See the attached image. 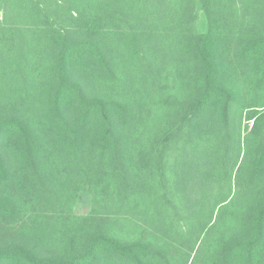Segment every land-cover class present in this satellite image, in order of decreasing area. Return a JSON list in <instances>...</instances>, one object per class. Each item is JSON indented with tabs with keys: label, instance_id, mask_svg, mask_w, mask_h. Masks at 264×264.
I'll use <instances>...</instances> for the list:
<instances>
[{
	"label": "trees",
	"instance_id": "obj_1",
	"mask_svg": "<svg viewBox=\"0 0 264 264\" xmlns=\"http://www.w3.org/2000/svg\"><path fill=\"white\" fill-rule=\"evenodd\" d=\"M53 1L0 0V264H264V0ZM82 181L165 240L26 215Z\"/></svg>",
	"mask_w": 264,
	"mask_h": 264
},
{
	"label": "rangeland",
	"instance_id": "obj_2",
	"mask_svg": "<svg viewBox=\"0 0 264 264\" xmlns=\"http://www.w3.org/2000/svg\"><path fill=\"white\" fill-rule=\"evenodd\" d=\"M43 1L44 0H40L41 5H43ZM151 1L152 0H149V2ZM59 2H62V1L59 0ZM50 4H52V1L50 2ZM152 4H153L152 6L153 8L152 7L151 8L155 10L153 11L155 12L156 18L162 19L164 20V22L170 19L169 13L171 12L173 6L176 5L174 0H153ZM193 10H194L195 21H196L197 27L199 30H203L206 26V18L203 14V11L199 8V4L197 3V1L194 5ZM5 11L6 10L3 8V4H1L0 5V21H3V19L5 18ZM56 13L58 16L62 15L61 16L62 19H66V17L64 16L65 13L63 12H56ZM61 18L59 16V20H61ZM233 18H236V17L233 15ZM157 28L160 29L161 27H157ZM16 45L21 50H23L24 44H22L21 40H18ZM235 46H236L235 42L233 41L231 43V51L235 50L234 49ZM231 59H233L234 61L233 56ZM122 64L129 66V67L132 66L130 63H128V61H126L125 63L121 61L119 65L123 66ZM123 68H126V67L124 66ZM243 72L244 70L241 73ZM140 74H142V71L140 72ZM246 75H247V71L244 74V77L242 78V80H244ZM22 79L24 80V76H22ZM124 93L125 91L124 92L122 91L123 97L126 98L127 92L126 94ZM146 93H150L151 96H153L155 95L156 92L146 91ZM136 94L139 95V92H137ZM36 97H37V94L35 93H31L27 97L23 95L22 96L24 100L23 104H27L28 101L31 102V100L36 99ZM14 107L17 108L18 106L14 104ZM132 107L136 109L137 103L133 102ZM55 161H56V158H55ZM54 167L56 170V164L54 165ZM103 191H108V193H110V190H103ZM20 193L21 191H19V195ZM102 193L103 192H101L100 190H95L92 185L86 183L85 181L77 182L72 189V195L69 201L62 203V205L59 207H56V197L53 196L52 198L43 200L40 194L38 195V193H34L33 200L35 203L28 204L30 209L27 210L28 212L26 215L35 216V214H41V218H43L46 221L50 220V223H53L54 225H56V228L58 226L65 228V226H61L62 220L60 216H63V214L65 216L66 215L68 216L67 218H65V221L67 222L68 225H71L73 221L75 220L80 221L81 222L80 224H82L84 222H87L90 217L98 216L102 219H106V220L108 219V221H106V224L108 223L109 225H113L114 227L116 226L118 230L122 228L123 230H130L131 228L133 229L139 228L140 231L146 233L144 234L141 232L144 236L152 239L153 241L159 242L161 240H165L164 239L165 236L162 235L161 232L159 234L156 233L155 235H153L154 231L156 230L155 227L148 228V222L146 221H149L151 223H154V221L149 215H145L143 213L145 211H142L140 208H134L133 205L128 206L127 208L123 207L122 202L114 195V190H111V193L113 194L112 196H114V198L111 196L110 199L106 197H105L106 199H103L105 195L102 196L101 195ZM119 195H122V192H120ZM27 196H21V197L23 199H26ZM186 205L188 208L191 204L186 203ZM192 210L193 211H191L190 213H194L196 215L197 212H195V209L193 208ZM107 213H109V216H107ZM122 218H124L125 220H123ZM193 218H196V216H194ZM102 219L100 220L102 221Z\"/></svg>",
	"mask_w": 264,
	"mask_h": 264
}]
</instances>
